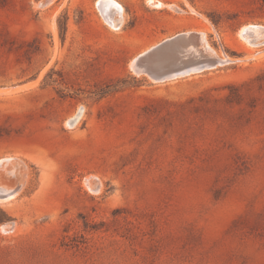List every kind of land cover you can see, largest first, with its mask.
<instances>
[{"label": "rangeland", "instance_id": "rangeland-1", "mask_svg": "<svg viewBox=\"0 0 264 264\" xmlns=\"http://www.w3.org/2000/svg\"><path fill=\"white\" fill-rule=\"evenodd\" d=\"M103 4L0 0V264H264V0ZM184 32L228 62L133 69Z\"/></svg>", "mask_w": 264, "mask_h": 264}, {"label": "water", "instance_id": "water-1", "mask_svg": "<svg viewBox=\"0 0 264 264\" xmlns=\"http://www.w3.org/2000/svg\"><path fill=\"white\" fill-rule=\"evenodd\" d=\"M243 36L250 44L264 43V27L250 26ZM198 33H178L136 56L133 69L151 79L163 81L226 62L228 59L204 51ZM205 48L208 46L204 43Z\"/></svg>", "mask_w": 264, "mask_h": 264}, {"label": "bare ground", "instance_id": "bare-ground-1", "mask_svg": "<svg viewBox=\"0 0 264 264\" xmlns=\"http://www.w3.org/2000/svg\"><path fill=\"white\" fill-rule=\"evenodd\" d=\"M100 1V3H104L105 4V2L106 1H109V2H111V0H99ZM103 4V5H104ZM121 17L120 16H116L115 18H114V20H111L112 21V23H114L115 21H117V20H119ZM250 26H246V27H243L241 30H240V33L241 34H243L248 28H249ZM200 36V38H201V42H202V45L204 44V38L202 37V35H199ZM157 44V43H156ZM155 44V45H156ZM206 44V43H205ZM207 45V44H206ZM208 46V45H207ZM203 47V46H202ZM214 55H218V54H216V53H214ZM219 56V55H218ZM228 57V56H227ZM222 58H225V56L224 57H222ZM135 59H136V57L133 59V61H132V63H131V65H132V67H133V65H134V62H135ZM226 59H229V58H226ZM226 62H228V61H226ZM183 76V75H182ZM176 77H178V76H176ZM175 78V77H174ZM17 87V86H16ZM20 88V87H19ZM22 88V87H21ZM80 114H81V110L79 111V112H77L76 114H74V116L73 117H70L71 118V123H74V122H76L77 120H78V118H79V116H80ZM68 124V123H67ZM26 162V161H25ZM7 163V162H6ZM9 163V162H8ZM18 163V162H17ZM18 165V164H17ZM27 165V164H26ZM5 163H2V164H0V169H2V168H5ZM23 170H24V167H23ZM28 173V172H27ZM28 175V174H27ZM24 178V177H23ZM13 179V178H12ZM26 183V182H25ZM87 186H88V188L89 189H96V184H97V180H96V178H94V179H92V180H88L87 182ZM2 184V183H1ZM0 184V201H8V200H11L14 196H15V194L18 192V190H16V189H14L12 186H7V184H5L6 186H4V185H1ZM27 184V183H26ZM19 188V187H18ZM87 189V188H86ZM98 189V188H97ZM22 190V189H21ZM18 194V193H17Z\"/></svg>", "mask_w": 264, "mask_h": 264}]
</instances>
